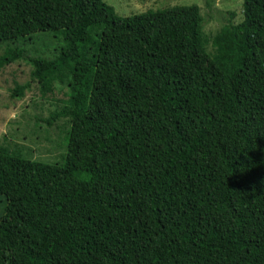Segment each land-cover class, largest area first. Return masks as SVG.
Masks as SVG:
<instances>
[{"label": "trees", "instance_id": "1", "mask_svg": "<svg viewBox=\"0 0 264 264\" xmlns=\"http://www.w3.org/2000/svg\"><path fill=\"white\" fill-rule=\"evenodd\" d=\"M242 15L208 53L195 4L0 0V47L61 38L30 78L70 88L46 120L69 119L61 161L28 163L6 195L0 264H264V0Z\"/></svg>", "mask_w": 264, "mask_h": 264}, {"label": "rangeland", "instance_id": "2", "mask_svg": "<svg viewBox=\"0 0 264 264\" xmlns=\"http://www.w3.org/2000/svg\"><path fill=\"white\" fill-rule=\"evenodd\" d=\"M120 17L144 13L147 10L195 4L203 18L202 39L208 53L213 51L211 38L231 21H242V0H103ZM210 2V7L206 6ZM229 14H234L231 19ZM62 45L61 38L52 34H35L0 47V55L8 46H17L22 57L0 68V215L5 198L17 173L28 163L37 161L59 163L65 152L70 128L68 118H59L51 126L46 124L51 114L65 107L70 91L68 79L53 81L52 90L45 96L39 85L30 78L29 60L41 57L53 59ZM27 85L22 96L11 97L15 86Z\"/></svg>", "mask_w": 264, "mask_h": 264}]
</instances>
